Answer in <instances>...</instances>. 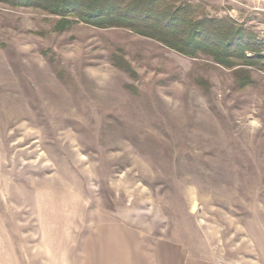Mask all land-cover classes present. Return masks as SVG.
<instances>
[{
    "label": "rangeland",
    "instance_id": "374dc122",
    "mask_svg": "<svg viewBox=\"0 0 264 264\" xmlns=\"http://www.w3.org/2000/svg\"><path fill=\"white\" fill-rule=\"evenodd\" d=\"M190 2L264 35L262 0ZM57 20L0 3V264H80L110 230L264 264V72Z\"/></svg>",
    "mask_w": 264,
    "mask_h": 264
},
{
    "label": "trees",
    "instance_id": "16d2710c",
    "mask_svg": "<svg viewBox=\"0 0 264 264\" xmlns=\"http://www.w3.org/2000/svg\"><path fill=\"white\" fill-rule=\"evenodd\" d=\"M0 0L11 7H32L58 17L55 31L83 23L99 29L122 28L150 38L184 56L204 55L225 68L240 66L242 84L248 69L264 72V35L229 17L199 12L190 0ZM199 4V3H198ZM119 67L130 71L124 60Z\"/></svg>",
    "mask_w": 264,
    "mask_h": 264
},
{
    "label": "crops",
    "instance_id": "0c3cea01",
    "mask_svg": "<svg viewBox=\"0 0 264 264\" xmlns=\"http://www.w3.org/2000/svg\"><path fill=\"white\" fill-rule=\"evenodd\" d=\"M80 264H212L195 256L188 247L156 238L147 245L140 233L131 230L112 231L91 248Z\"/></svg>",
    "mask_w": 264,
    "mask_h": 264
},
{
    "label": "built area",
    "instance_id": "2783aa9c",
    "mask_svg": "<svg viewBox=\"0 0 264 264\" xmlns=\"http://www.w3.org/2000/svg\"><path fill=\"white\" fill-rule=\"evenodd\" d=\"M262 2L264 3V0H262Z\"/></svg>",
    "mask_w": 264,
    "mask_h": 264
}]
</instances>
